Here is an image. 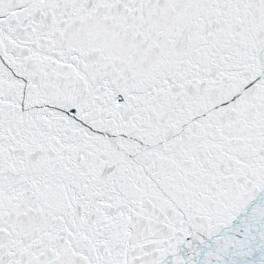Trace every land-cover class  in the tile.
<instances>
[{
    "label": "snow or ice",
    "instance_id": "snow-or-ice-1",
    "mask_svg": "<svg viewBox=\"0 0 264 264\" xmlns=\"http://www.w3.org/2000/svg\"><path fill=\"white\" fill-rule=\"evenodd\" d=\"M0 264H264V0H0Z\"/></svg>",
    "mask_w": 264,
    "mask_h": 264
}]
</instances>
